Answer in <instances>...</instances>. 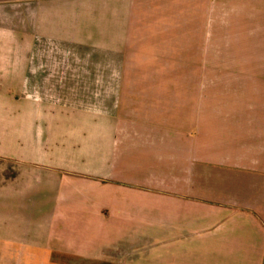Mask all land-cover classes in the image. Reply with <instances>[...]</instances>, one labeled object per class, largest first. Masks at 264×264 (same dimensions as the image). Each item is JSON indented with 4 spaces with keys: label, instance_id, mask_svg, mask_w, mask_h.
<instances>
[{
    "label": "crops",
    "instance_id": "obj_1",
    "mask_svg": "<svg viewBox=\"0 0 264 264\" xmlns=\"http://www.w3.org/2000/svg\"><path fill=\"white\" fill-rule=\"evenodd\" d=\"M139 10L0 0V264H264V0Z\"/></svg>",
    "mask_w": 264,
    "mask_h": 264
},
{
    "label": "rangeland",
    "instance_id": "obj_2",
    "mask_svg": "<svg viewBox=\"0 0 264 264\" xmlns=\"http://www.w3.org/2000/svg\"><path fill=\"white\" fill-rule=\"evenodd\" d=\"M88 2H94V0H87ZM136 2V7L139 8L140 10L138 11V14H135L133 16L134 21L136 20V18H140L142 20L145 19V22H149L150 20H154L157 18H163L165 20H167V23L162 24V26L158 27V25L156 26L155 24L149 27L148 24L144 23L142 24V21L140 20V25L136 26V22L134 23L133 27V33L135 35V45L137 44V42L141 41L142 39H145L147 36L153 35L154 32H158V31H163L164 33L167 32V35L171 34V32L169 33L170 30H172L173 27H170V24L173 22V12H174V0H135ZM156 9H155V8ZM147 20V21H146ZM154 22V21H153ZM151 25V24H150ZM185 28V27H184ZM93 31V28H88V30ZM186 29V28H185ZM158 34V33H156ZM137 46V45H136ZM133 49H130L129 51L126 52L128 58L132 55ZM74 51L71 50V55L72 58L75 57ZM93 50H88V52L85 53L84 55V59H82L81 57H78L77 55V59L80 63L83 64V62H86L85 66H81L78 64L77 61V67L80 70V73L82 76L81 80L85 85L84 86H89V84L94 82L95 77H97V81L98 78H102L103 83L107 85L111 84V76L110 75H106L105 74V67L103 68V74H101L102 76H100V74L95 73L94 71V66H95V61L93 59ZM76 58V57H75ZM127 59L128 63H127V67H128V72H130L129 74V82H130V86H155V82H157V80L159 79L158 75H149L147 76V80L144 79V77L140 74H133L132 72H135V70L133 69V65L132 63H130V59ZM72 65V64H71ZM73 67L75 66L72 65ZM96 75V76H95ZM126 77H128L127 75H125ZM121 76H119L120 79ZM114 78V77H113ZM4 163V164H2ZM0 166L1 167H5L6 168V174L9 175L11 173H13L14 169H11V167H14L13 163H9V162H2L0 161Z\"/></svg>",
    "mask_w": 264,
    "mask_h": 264
}]
</instances>
